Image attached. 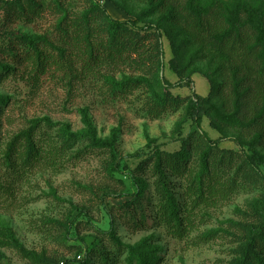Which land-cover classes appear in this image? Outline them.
Here are the masks:
<instances>
[{
  "label": "rangeland",
  "instance_id": "rangeland-1",
  "mask_svg": "<svg viewBox=\"0 0 264 264\" xmlns=\"http://www.w3.org/2000/svg\"><path fill=\"white\" fill-rule=\"evenodd\" d=\"M208 1L199 0L201 5ZM223 1L256 8L264 0ZM21 2L18 7L0 2V152L32 128V136L43 138L46 146L73 139L58 155L57 168L37 165L18 179L0 168V190L11 189L10 194L0 191V264H128L127 247L136 245L148 253V264H240L252 237L248 225L258 215L264 221V164L254 158V153L264 157V145L252 150L240 127L220 125V131L206 117L198 134L192 133L187 87L170 90L178 101L159 116L150 110L147 89L112 92L108 80L145 76L155 82L157 71L134 70L130 59L93 65V59L100 61L108 52L107 34L100 16L90 17L87 24L79 20L91 9L88 0ZM117 4L131 14L123 20L150 10L146 21L160 27L164 56L156 92L161 93L163 81L176 83L175 68L182 67V78L190 77L200 96L220 83V59L214 52L194 44L180 28L160 23L159 14L147 5ZM34 49L59 63L36 79L26 61ZM212 100L218 103L215 94ZM198 135L220 142L211 147ZM93 139L112 142V147L94 146ZM156 150L187 153L182 169L166 172L180 214L188 216L184 208L191 212L193 228L181 238L168 234L159 220L151 170ZM214 161L219 171L211 182L231 190L202 203L188 191V173L203 179L204 162ZM194 200L197 206L191 208ZM109 235L124 248L119 250ZM247 264L258 263L253 259Z\"/></svg>",
  "mask_w": 264,
  "mask_h": 264
},
{
  "label": "trees",
  "instance_id": "trees-1",
  "mask_svg": "<svg viewBox=\"0 0 264 264\" xmlns=\"http://www.w3.org/2000/svg\"><path fill=\"white\" fill-rule=\"evenodd\" d=\"M21 1L4 3L0 0L3 4L17 7L21 5ZM25 1L32 4V0ZM88 1L91 9L84 11L79 20L83 24H87L90 17L100 16L105 21L104 30L107 34V44L104 49H107L108 52L100 61L93 59V49L88 43L89 56L93 59V65L98 62L102 63L103 60L107 63H114L130 59L135 66L134 70H147V73L156 70L153 79L157 82L158 72L163 69L162 33L159 25L146 21L151 14L150 10L142 11L134 16L133 20L120 21L113 19L97 0ZM109 1L125 15L131 14L124 10V6L121 7L117 4L118 1H134L147 5L152 12L159 14L160 23H169L180 28L194 44L207 47L214 52L220 59V66L217 71L221 78L220 83L215 85L214 89L210 88L211 90L206 96L196 94L190 77L182 78L186 67L175 68V73L179 77L176 83L171 84L163 81L159 84L160 94L155 91V82L145 76H123L119 82L108 80L107 83L112 92L120 90L123 91V94H128L139 88L147 89L150 93L148 103L151 106L150 110H154L155 115L159 116L162 111L175 105L178 101V97L173 96L170 90L187 87L190 91V97L187 100L186 111L192 119V133L198 134L197 132L201 130L202 118L206 117L210 119L211 126L220 131H222L220 125L240 127L241 134L248 138L246 144L252 150L256 145H264V1L256 8L245 3L228 6L223 0H210L204 5H201L199 0ZM30 12H35L34 8L30 9ZM86 32L87 34H85L89 37L90 34L88 31ZM11 51V49L8 50L9 53ZM32 52L33 54L26 59L31 68L30 77L32 79L46 73L49 66L57 64V61H50L53 58L44 55L42 51L34 49ZM89 64L86 63V65ZM214 94L218 103L212 100ZM158 108L161 109L156 111ZM31 131L33 128L23 135H17L7 148L0 152V168H5V175L16 174L13 178L18 179L22 176V172H30L37 165L52 168L61 166L56 161L58 155L70 148L71 145L68 142L73 138L66 139L58 147L56 145L46 146L44 139L33 137ZM198 140L211 147H216L220 142V139L211 141L203 135H198ZM92 143L94 146H102L104 143L110 148L112 147V142H101L93 139ZM153 156L151 170L152 175L156 177L154 189L156 195L159 196L157 205L159 220L165 224L168 234L181 238L193 228V223L189 220L191 212L184 208V212L188 213V216L180 214L178 202L168 188L166 172L175 173L182 169L187 159V153L185 150L172 154L156 150ZM204 157H207V153ZM254 158L259 163L264 164L263 156L254 153ZM204 163L203 179H199V176H195L192 171L188 173V191L197 199L202 198V203H206L207 198L212 195L215 196L217 192L226 196L231 190L230 186L225 187L222 183L217 189L215 182H211L214 178V172L219 171L216 168V161L212 164ZM250 165L251 167L254 166L253 161H250ZM0 191L7 192V194L11 193L10 187ZM206 194L207 196H205ZM208 204L210 203L205 206H209ZM196 206L194 200L191 208ZM248 226L252 237H249L245 244L240 257V264H247L253 259L254 262L262 264L260 256L264 258V221L258 215ZM104 234L109 233L105 232ZM207 238L209 237H203L204 240ZM109 240L116 244L119 250L124 248L114 235H109ZM127 251L128 264L134 260L137 264H148V253L144 249L142 250L141 246L127 247ZM39 259L43 260L42 257Z\"/></svg>",
  "mask_w": 264,
  "mask_h": 264
},
{
  "label": "crops",
  "instance_id": "crops-1",
  "mask_svg": "<svg viewBox=\"0 0 264 264\" xmlns=\"http://www.w3.org/2000/svg\"><path fill=\"white\" fill-rule=\"evenodd\" d=\"M100 2H102V6L106 9V11L108 12V14H110V16L113 19L116 20H123L125 16L124 12H122L120 9H118L112 2H110L109 0H100Z\"/></svg>",
  "mask_w": 264,
  "mask_h": 264
},
{
  "label": "built area",
  "instance_id": "built-area-1",
  "mask_svg": "<svg viewBox=\"0 0 264 264\" xmlns=\"http://www.w3.org/2000/svg\"><path fill=\"white\" fill-rule=\"evenodd\" d=\"M16 0H2V2H4V3H13V2H15Z\"/></svg>",
  "mask_w": 264,
  "mask_h": 264
}]
</instances>
